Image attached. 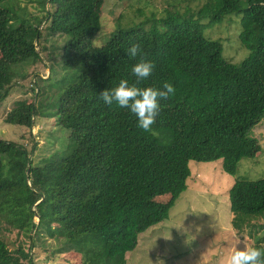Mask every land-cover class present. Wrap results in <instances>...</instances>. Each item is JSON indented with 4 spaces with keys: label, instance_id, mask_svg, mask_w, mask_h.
Instances as JSON below:
<instances>
[{
    "label": "trees",
    "instance_id": "16d2710c",
    "mask_svg": "<svg viewBox=\"0 0 264 264\" xmlns=\"http://www.w3.org/2000/svg\"><path fill=\"white\" fill-rule=\"evenodd\" d=\"M103 1L31 0L32 12L0 0V102L24 65L39 63L43 53L50 59L43 37L66 35L61 61L77 69L64 86L51 83L50 72L37 74L36 100L16 102L8 118L31 127L36 116L53 117L69 133L70 152L36 164L34 147L0 138V264H33L32 251L44 236L60 252L79 254V264H126L138 235L168 218L186 190L189 161L221 159L222 170L234 175L254 154L250 132L264 117V0L170 7L149 28L140 22L117 29L93 46ZM233 13L240 15L237 40L247 50L238 63L223 56L221 40L203 33ZM131 42L154 64L138 86L174 87L148 131L127 109L97 96L121 78L135 81L131 66L139 55H126ZM228 196L232 228L264 250L254 235L264 217V176L236 179ZM13 231L22 239L10 248L4 233Z\"/></svg>",
    "mask_w": 264,
    "mask_h": 264
},
{
    "label": "rangeland",
    "instance_id": "374dc122",
    "mask_svg": "<svg viewBox=\"0 0 264 264\" xmlns=\"http://www.w3.org/2000/svg\"><path fill=\"white\" fill-rule=\"evenodd\" d=\"M202 1L104 0L100 7L101 27L91 38V43L101 46L115 30L140 22L147 29L154 19L165 14V9L179 5V9L183 10L184 4L194 8ZM9 3L12 6L14 4L16 9L26 5L30 11L35 10L31 0H10ZM240 30V15L233 13L220 23L206 27L203 33L207 38L221 40L223 56L238 63L247 56V50L237 40ZM66 39L64 34H57L53 38L43 37L41 44L48 48L50 59L43 53L39 63L24 65L21 68L22 75L18 74L12 79L14 83L6 98L0 102V138L16 141L28 149L34 147L30 156L36 164L49 156L71 151L73 146L68 144V131L60 128L53 117L36 116L31 127L12 123L8 118L18 109L16 102L36 100L34 94L37 89L32 87L35 81L39 82L37 74L45 78L50 72L51 83L64 86L77 73L76 67L65 68L61 61V46ZM51 92L54 91L50 90L49 95ZM250 136L255 137L254 154L239 162L234 175L222 170L221 159L211 162L189 161L190 176L186 180V190L175 200L168 218L138 235L135 249L126 253V264H223L224 257L231 253L237 241L240 247H252V238L246 233L238 234L232 228L228 190L236 179L254 180L264 176V117L252 128ZM257 222L262 226L257 228L254 235L264 244V217ZM4 237L10 248H15L18 240L22 239L15 231L4 233ZM58 248L55 239L42 237V243L32 251V263L79 264L82 260L72 249L60 252Z\"/></svg>",
    "mask_w": 264,
    "mask_h": 264
},
{
    "label": "clouds",
    "instance_id": "9594fccd",
    "mask_svg": "<svg viewBox=\"0 0 264 264\" xmlns=\"http://www.w3.org/2000/svg\"><path fill=\"white\" fill-rule=\"evenodd\" d=\"M130 58L139 59L131 66L135 77L134 82L121 78L113 87L102 89L97 94L105 105H113L127 109L134 117L138 128L148 131L154 124L161 107V101L174 93V87L163 83L160 87L138 86L153 70V61L146 58L140 44L131 42L126 50ZM239 241L233 245V250L224 257L223 264H264V250L258 247H240Z\"/></svg>",
    "mask_w": 264,
    "mask_h": 264
},
{
    "label": "water",
    "instance_id": "95a60500",
    "mask_svg": "<svg viewBox=\"0 0 264 264\" xmlns=\"http://www.w3.org/2000/svg\"><path fill=\"white\" fill-rule=\"evenodd\" d=\"M37 217V216H36Z\"/></svg>",
    "mask_w": 264,
    "mask_h": 264
}]
</instances>
